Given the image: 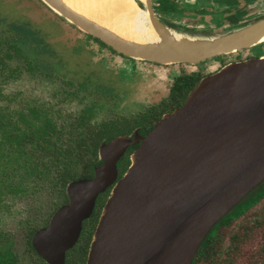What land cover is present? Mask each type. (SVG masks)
<instances>
[{
    "label": "water",
    "instance_id": "obj_1",
    "mask_svg": "<svg viewBox=\"0 0 264 264\" xmlns=\"http://www.w3.org/2000/svg\"><path fill=\"white\" fill-rule=\"evenodd\" d=\"M40 1L117 53L159 64H197L264 42V11L260 9L249 21L224 33L211 34L169 26L156 16L153 0H149L153 26L183 35L217 38L208 45L180 44L177 57L161 62L116 49L101 34L81 29ZM135 2L145 8L140 0ZM208 2L211 4L213 0ZM229 134L233 136L232 143L206 173L164 193L155 190L164 156L172 146L206 139L224 140ZM115 143L118 148L113 150ZM106 145L101 178L91 183L99 192L104 190L107 176L115 173V163L123 150L129 146L135 148L129 155L126 170L112 186L101 208L85 264H131L148 249L152 255L161 256L200 227L186 255V264H191L212 226L264 181V54L221 64L201 77L181 105L162 115L145 135L134 132ZM90 198L93 200L94 196ZM90 210L89 206L86 214ZM207 222L208 227L202 230ZM74 232L75 228L72 234L61 237L60 250L51 253L56 264L63 263L64 250L76 240Z\"/></svg>",
    "mask_w": 264,
    "mask_h": 264
},
{
    "label": "flooded vegetation",
    "instance_id": "obj_2",
    "mask_svg": "<svg viewBox=\"0 0 264 264\" xmlns=\"http://www.w3.org/2000/svg\"><path fill=\"white\" fill-rule=\"evenodd\" d=\"M23 2L33 14L37 13L36 17L39 19L46 17L62 37L67 38V33L69 35L67 41L72 44V47H79L81 51L85 48L87 50L96 48L101 60L103 56H106L113 65L116 64L117 58L126 59L124 55L69 26L54 16L50 10L37 4L35 0H23ZM154 8L159 11L157 6ZM14 21L15 19L0 15V38L4 39L8 36L10 38L12 31H9V28L14 29L12 28ZM11 41L19 47L20 51L14 53L13 50H9L12 56L7 57L4 53L8 50L10 41L1 43L0 73L3 74L4 82L27 71L34 74L40 70L52 68V64L47 62L48 59L43 61L37 57H30L25 46L34 44V41L37 43L34 45L38 46H35L37 54H43L47 58L56 56L59 63L63 60L58 55V49L48 47L49 40L43 41L40 33L36 31H18ZM122 64L127 70L145 71L148 64L164 66L175 63L159 64L144 61L131 66ZM180 74L183 72L174 73L167 96L158 102H147L143 105H138L136 102L135 105L133 103L128 105L121 104L115 94L101 89L95 84L97 82L93 83V74L84 72L83 79L77 84V89H89V94H100L101 101L92 99L89 104H84L76 111H66L64 115L59 108L53 109L54 107L49 103L37 102L35 99H26L21 108L14 107L12 102L16 95L4 94L0 87V111L10 116L8 120L18 123L16 128L8 133L0 131V209H10V204L20 199L29 201L30 205L27 208H33L30 214H26L19 220L16 232L0 229V264H56L55 256L53 257L51 253L60 250V236L56 237L55 233L66 230V234H72L76 227L79 230L78 235L74 243L64 250L62 264H80L79 254L86 248L83 261L85 264L87 248L102 205L112 186L126 170L129 164L126 160L129 159L135 146L124 149L115 163V173L108 175L104 180L105 186L101 192L96 191L91 184L96 177L97 168L103 164L100 149L111 140L134 132L145 135L146 131L143 129L152 127L162 115L171 112L172 110L163 112L159 110L163 108L162 104L170 96L174 80ZM69 94L75 95L74 92ZM112 106H115L113 111ZM121 108L128 110L124 113L119 111ZM107 109H110V115L103 118V112ZM18 128L33 133L31 141L17 139L21 137L16 133ZM5 156L8 157L5 158ZM10 156L13 158L8 161ZM61 164L69 165L70 169L57 174ZM65 171L66 174L62 175ZM43 189H46L44 201L34 206L30 197ZM91 196H94L93 200ZM101 200L102 204L98 209ZM74 201L77 206L72 207V215L64 214L74 205ZM90 203V213L86 214L85 208ZM63 210L65 211L59 213ZM97 210L98 213L95 216ZM249 215L250 221L244 222ZM240 220H243V223L238 221V224H235L238 227L235 231L236 236L232 238V241L230 240L228 249L223 250L215 240L210 248L204 247L208 251H201L194 264H264V205L258 203L251 206L247 212L241 214ZM222 227L220 229L227 232L229 227ZM89 232L90 236L86 242L85 234ZM215 251H217L216 254Z\"/></svg>",
    "mask_w": 264,
    "mask_h": 264
},
{
    "label": "rangeland",
    "instance_id": "obj_3",
    "mask_svg": "<svg viewBox=\"0 0 264 264\" xmlns=\"http://www.w3.org/2000/svg\"><path fill=\"white\" fill-rule=\"evenodd\" d=\"M177 1L181 6L178 15L181 16L179 17L180 20L174 18L173 20L176 25L181 27L179 30L183 31L194 29L192 32L220 34L249 21L250 18H254L255 13L259 9L261 12L264 11V0H213V3L206 8H199V2H196L194 5L188 3L190 6L186 5L184 11H182V6L187 3L186 0ZM155 3L156 0H153V7L156 6ZM193 7L195 11L189 12L191 11L189 9ZM196 9H201L202 11H197ZM155 13L158 18L165 19L159 15L156 9ZM224 13L226 15L222 19ZM0 15L15 19L14 24L22 29H27L28 31L31 29L40 33L43 41L49 40L47 46L54 50L58 49L59 54H57L63 59L59 63L56 56L47 58L43 54H37L35 51L36 45H34L37 43L34 41V44L25 46L26 51L32 58L37 57L43 61L48 59L49 61L47 60V62L52 64V68L50 70H40L34 74L27 71L7 82L3 81V74L0 73L2 92L10 96L16 95L15 100L12 102V106L14 107L21 108L26 99H35L37 102L49 103L50 106L54 107L53 109L59 108L62 115L66 111L80 109L84 104H89L92 99L100 100V94H89V89H77V84L83 79L84 72L93 74L92 82H97L95 84L101 89L115 94L121 104L135 105L138 102V105H143L147 102H158L167 96L172 76L175 72L199 73L201 78L217 69L224 62L264 54V42H261L251 48L228 55H221L197 64L175 63L164 66L148 64L149 67L147 66V70L145 71H138L137 69L127 70L122 63L131 66L146 60L125 56L126 59L117 58L116 64L113 65L110 64L106 56H103L104 58L101 60L96 48L94 50H87L85 48L82 51L79 50V47L74 48L67 41L69 36L67 33V38L65 36L62 37L56 27L46 17L43 16L42 19L36 17L37 13L33 14L23 0H0ZM171 15H174V13ZM189 15L192 18L190 20H188ZM228 15L232 16H229L230 19H236L235 22L230 23ZM71 92H74L75 95H70L69 93ZM114 109L115 106H112V111ZM127 110L125 108L119 109V111L124 113ZM109 115L110 109L103 112V118H107ZM131 135H128V137ZM106 148L107 145H104L100 149L102 156ZM117 148V143H115V147L112 149L116 150ZM117 151L120 153L121 150ZM45 194L46 189L38 190L32 194L30 199L34 206L44 201L43 197ZM29 205V201L20 199L10 204V209H0V229L16 232L19 220L26 214H30V211L33 210V208H27ZM76 206L77 203L71 206L68 212L63 210L59 213L65 211L66 213L64 212V214L72 215L71 209L72 207L76 208ZM89 206L91 207V203L87 204L85 210ZM76 233L78 235L77 227L74 234L76 235Z\"/></svg>",
    "mask_w": 264,
    "mask_h": 264
},
{
    "label": "bare ground",
    "instance_id": "obj_4",
    "mask_svg": "<svg viewBox=\"0 0 264 264\" xmlns=\"http://www.w3.org/2000/svg\"><path fill=\"white\" fill-rule=\"evenodd\" d=\"M43 1L81 29L101 34L116 49L161 62H170L177 57L180 54V44L208 45L217 39L183 35L164 27L153 26L150 23L149 0H140L145 8H140L135 0ZM224 137V140L206 139L172 146L164 156L155 190L164 193L206 173L233 141L232 134ZM233 157L235 158L236 154ZM100 173L101 168H97L94 181L101 178ZM207 227L208 222L202 230ZM199 229L200 227L185 237L173 250L161 256H154L151 249H148L138 255L131 264H186V255ZM65 234L66 230H62L57 231L55 236L61 238Z\"/></svg>",
    "mask_w": 264,
    "mask_h": 264
},
{
    "label": "trees",
    "instance_id": "obj_5",
    "mask_svg": "<svg viewBox=\"0 0 264 264\" xmlns=\"http://www.w3.org/2000/svg\"><path fill=\"white\" fill-rule=\"evenodd\" d=\"M35 1H36L37 4H40L43 7H45L46 9L50 10L42 1H40V0H35ZM155 5L157 6V8L159 10L158 12L161 13V16L165 18V19H161L162 21H164L166 24H168L171 27L178 28V29L181 28L178 25H176L174 23L175 21L173 20V18L177 19V20H180L179 17L181 16V15L180 16L178 15V12L181 9V6L178 4L177 0H156ZM182 7H183L182 11H184V9L186 8V4L184 6H182ZM199 8H206V7H200L199 6ZM189 10L195 11L194 7L190 8ZM200 10L201 9H198L197 11H200ZM51 12L54 14V16H56V17H58V18H60L61 20L64 21V19H62L59 15H57L53 11H51ZM173 13H174V15H171ZM229 16H228V19H229L228 21L230 23L235 22L236 19H230ZM230 17H232V16H230ZM190 19H192V18L189 15L188 20H190ZM64 22H66V21H64ZM67 24L69 26L75 28L76 30H79L78 28H76L72 24H70V23H67ZM12 28H14V29L9 28V31H12L11 35H10V38H9V36L4 38V39L0 38V45H1V43L3 41H6V42L10 41L8 46H7L8 50H6V52L4 53V55L7 56V57H11L12 56V55H10L9 50H13L14 53H17V52L20 51L19 47L15 43H13L11 41L12 38L15 36V33H17L18 31H22V32L23 31L24 32H30L31 31V29L28 31L27 29L26 30L22 29V28H20L19 26L15 25V24H13ZM186 30L193 31L194 29H186ZM83 34L85 36H87V37H90V38H93V39L97 40L102 45L107 46L103 42H101L100 40L94 38L93 36H91V35H89L87 33H84V32H83ZM111 50H113V49H111ZM0 61H2V56H0ZM199 79H200L199 73H195V74L183 73V74H180L179 77H177L174 80V84H173V87L171 89L170 96L163 102V104H162L163 108L161 110H159V112L168 111V110H174L175 108L180 106L181 103L183 102V100L185 99L186 95L188 94V92L192 89V87L196 84V82ZM156 114H158V112ZM7 118H10V116L8 114L2 113L0 111V131L2 130L4 133H8L10 130H13L14 128H16V126L18 124L16 121H11V120H8ZM150 127H148V129H143V128L142 129L147 132L150 129ZM16 133H18L21 136V137L17 138V139H21V141H24V140L31 141V138H32L31 135H33V133H29L27 130H20L19 128H18ZM94 142H96V141H94ZM18 146H20V145H18ZM133 147L134 146H129V149L133 148ZM7 157L8 156H5V158H7ZM12 158H13V156L12 157L10 156L8 161H11ZM14 159H16V158L14 157ZM127 162H129V159L126 160V163ZM60 167L61 168L57 170V174L59 172H61V171L70 169V166L66 165V164H61ZM123 168H124V166H123ZM65 174H66V171L62 173V175H65ZM59 176H60V174H59ZM258 203H261L262 205H264V181L261 184H259L254 190H252L227 215H225L214 226H212V228L210 229L209 233L205 236V238L201 242V244L199 246V249L196 252L191 264H194V262L197 259V257H199L201 251H203V252L208 251V250L204 249V247L208 246V248H210V246H212L214 244L215 240L219 243V246L222 247L223 250L228 249V247H230V243H229L230 240L232 241V238L236 236V232L235 231H236V229L238 227L235 224L238 221H239V223H243V220H240L241 214L243 212H247L250 209L251 206H255V204H258ZM101 204H102V200L99 202L98 209L101 206ZM97 213H98V210H97V212H95V216L97 215ZM250 219H251V217L249 215V217H246L244 219V222H248V221H250ZM221 226L229 227L227 229V232H224V230L220 229ZM85 236L87 237V239H86V242H87L88 239H89V236H90V232L88 234H85ZM85 251H86V248H85V250L83 252H81L79 254V256L81 258L79 260L80 264H83L84 257H85ZM214 253L216 254L217 251H215Z\"/></svg>",
    "mask_w": 264,
    "mask_h": 264
},
{
    "label": "crops",
    "instance_id": "obj_6",
    "mask_svg": "<svg viewBox=\"0 0 264 264\" xmlns=\"http://www.w3.org/2000/svg\"><path fill=\"white\" fill-rule=\"evenodd\" d=\"M187 3H185L186 5H188V3H192L193 5L196 3V2H199V6L200 7H209V2L208 1H203V0H186ZM190 6V5H188Z\"/></svg>",
    "mask_w": 264,
    "mask_h": 264
}]
</instances>
